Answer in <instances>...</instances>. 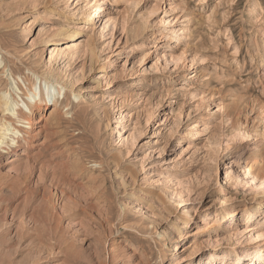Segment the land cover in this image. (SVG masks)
Wrapping results in <instances>:
<instances>
[{
  "label": "rangeland",
  "instance_id": "obj_1",
  "mask_svg": "<svg viewBox=\"0 0 264 264\" xmlns=\"http://www.w3.org/2000/svg\"><path fill=\"white\" fill-rule=\"evenodd\" d=\"M76 38L79 57L48 71ZM0 57L21 112L0 110V264L264 249V185L243 164L264 168V0H0Z\"/></svg>",
  "mask_w": 264,
  "mask_h": 264
},
{
  "label": "bare ground",
  "instance_id": "obj_2",
  "mask_svg": "<svg viewBox=\"0 0 264 264\" xmlns=\"http://www.w3.org/2000/svg\"><path fill=\"white\" fill-rule=\"evenodd\" d=\"M98 10L101 9V6L97 7ZM55 35H57V37H71L73 35L74 30H71L67 27H62L59 28L57 31H55ZM54 34V33H53ZM86 39V38H85ZM60 40V39H59ZM84 39L82 38H76V39H72L68 42H66V44L64 45V47H60V48H53L50 50L49 52V59L47 62V69L48 71L52 70V67L54 65V60H58V59H64V58H69L74 59V58H78L80 51H81V47L84 46ZM0 64H1V57H0ZM47 77V76H45ZM51 78V77H50ZM49 79V78H48ZM36 90L38 89L37 87H35ZM59 88H62V85L59 86ZM36 90L32 91V96H29V98L31 99V101H33L32 103L35 104L36 100H41L40 98V90H38V92ZM55 93H59L58 89L57 92H46V96H49V99L52 100V104H55L56 100H54V96ZM45 101V99H43ZM18 104V103H17ZM17 104H13V103H9V98L6 95H0V110L2 111L3 115H5L7 113H9L10 115L15 116L16 118H19V113L20 110L17 107ZM19 105V104H18ZM16 106V107H15ZM27 109L30 111V108L28 106H26ZM28 123V121H27ZM3 125V124H2ZM11 128V127H10ZM7 130H11L7 127H0V136H5L7 135ZM245 133V131H244ZM13 134V133H12ZM14 135V134H13ZM10 139H13L12 137ZM3 139L0 140V145L2 144ZM2 147V146H1ZM16 159V158H15ZM14 159L12 158V161ZM244 170L246 171L245 174L248 175V181H256V183H260L261 185H264V168H263V164H259L257 163L255 157L250 154L249 156H247V158L244 160ZM262 201H259L258 204H261ZM236 207H234L233 209H230L228 211V213L230 214V217H233L235 215H237V211H236ZM227 209H224V211H221V213L218 216V219H222L224 217V213L227 212ZM247 212L245 214H247V218H249L251 216V214L253 213L251 208H246ZM234 219V218H233ZM188 218L185 217L184 220V228L188 226ZM182 229V228H181ZM177 248V243L174 244V249ZM253 252L250 254H246V251L244 250H231L230 252H228L225 255L216 257L213 256L212 259H209L207 261V264H213V261L216 260L218 258V260H232V262L234 264H238L239 261H243L244 256L249 255L250 256V261L252 262L251 264H259L261 261L264 262V249L262 247H256L254 248V250H252ZM237 255L241 258H237V260L235 261V257H237ZM243 257V258H242ZM240 259V260H239ZM238 261V262H237ZM192 263V262H191Z\"/></svg>",
  "mask_w": 264,
  "mask_h": 264
}]
</instances>
